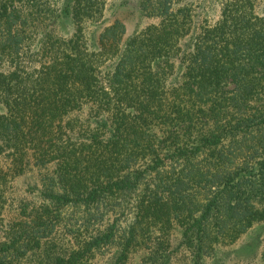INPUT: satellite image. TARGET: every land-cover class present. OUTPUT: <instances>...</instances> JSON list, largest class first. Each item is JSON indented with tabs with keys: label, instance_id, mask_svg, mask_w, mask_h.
<instances>
[{
	"label": "trees",
	"instance_id": "1",
	"mask_svg": "<svg viewBox=\"0 0 264 264\" xmlns=\"http://www.w3.org/2000/svg\"><path fill=\"white\" fill-rule=\"evenodd\" d=\"M105 1L0 0V157L39 175L0 264H83L105 248L113 264L138 249L165 264L174 227L197 262L264 221V8L221 0L202 24L195 0H140L157 23L123 40L115 19L90 43ZM44 11L72 30L50 26L36 61L29 20ZM7 175L0 165V221ZM81 209L82 229L96 225L76 240ZM60 225L68 250L53 241Z\"/></svg>",
	"mask_w": 264,
	"mask_h": 264
},
{
	"label": "rangeland",
	"instance_id": "2",
	"mask_svg": "<svg viewBox=\"0 0 264 264\" xmlns=\"http://www.w3.org/2000/svg\"><path fill=\"white\" fill-rule=\"evenodd\" d=\"M189 1V0H188ZM258 13L264 8V0H257ZM221 0H195L193 7L196 12H200L202 19L201 23L205 24V17L212 23L218 16ZM115 19L123 22L125 26V33L123 40L128 38L134 32L144 28L147 25L155 24L159 21L156 16H146L140 7V0H106L104 8L100 15H97L94 20L87 22L85 25V33L89 39L99 33V31L106 25H109ZM29 45L32 57L38 61L41 59L40 52L46 46L47 35L45 31L51 26L53 30L51 33L69 35L72 27L70 24L58 21L57 19L48 15L47 12H37L34 17L29 20ZM94 40L91 39L90 43ZM93 45V44H91ZM87 113V107L78 110L75 115L79 118H84ZM10 158V157H9ZM8 156L0 157V165L7 172V202L1 213L3 221H0V242L5 239L8 232V226L17 220L24 219V213L21 211L23 204L29 207L37 205L38 193L33 188L39 182V175L36 168L27 167L23 172L13 173L15 167ZM18 164L17 162H15ZM37 189V188H36ZM65 210V209H64ZM70 212V210L68 211ZM84 211L78 210L76 213V222L73 225L77 234L76 240H81L87 237L94 231L93 224L96 221L90 218V226L85 231L80 226L82 220L81 216ZM74 216V213L72 214ZM71 216V217H72ZM85 216L90 217L89 214ZM94 222V223H93ZM76 228H80L77 230ZM73 237L62 225L58 226L53 235L56 249L58 251L70 249L73 243ZM182 237L180 229L174 227L168 235V254L169 259L165 264H264L261 258L262 244L264 241V221L254 223L246 232L242 233L236 241L226 245H216L214 253L211 256H205L200 261H195L192 250L181 242ZM112 248L101 249L94 257L83 260V264H113L112 262ZM143 249H138L124 262L119 264H159L160 262L147 261ZM25 264H34L35 262H47L45 255H31Z\"/></svg>",
	"mask_w": 264,
	"mask_h": 264
}]
</instances>
